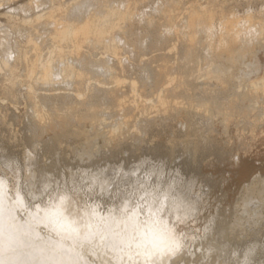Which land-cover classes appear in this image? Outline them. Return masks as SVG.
<instances>
[{
  "label": "bare ground",
  "instance_id": "1",
  "mask_svg": "<svg viewBox=\"0 0 264 264\" xmlns=\"http://www.w3.org/2000/svg\"><path fill=\"white\" fill-rule=\"evenodd\" d=\"M252 156L264 161V0H0V163L23 174L0 175V264L187 262L172 257L167 203L203 218L228 178L213 166L245 178ZM118 171L168 187L106 212L67 191L34 204L43 183L106 194ZM244 191L242 215L213 230L247 252L264 233V173Z\"/></svg>",
  "mask_w": 264,
  "mask_h": 264
},
{
  "label": "rangeland",
  "instance_id": "2",
  "mask_svg": "<svg viewBox=\"0 0 264 264\" xmlns=\"http://www.w3.org/2000/svg\"><path fill=\"white\" fill-rule=\"evenodd\" d=\"M239 168L245 170V178H234L231 174L233 173V168L226 167L225 163L224 165L218 163L213 166L212 172L216 173L217 176L226 175L228 177L227 180H230H226L221 186L217 185L209 194L207 202L209 211L203 215V218H197L194 215L175 217L171 204L167 203L166 207L169 211L170 223L174 226L176 235L182 242L180 249L172 257L182 249L183 253H186L188 257L187 262H182V264H264V233H260L262 235L259 237L257 247H251L246 252L240 249L239 251L236 246H230V242L226 240L227 235L225 233H214L213 230L216 227L218 217L225 220V223H231L242 215L241 205L246 204V201L251 197V191H244V186L257 174L264 173V161H256V158L252 156L251 158H245ZM0 171L2 172H0V175L6 178L8 182L10 181L9 184L11 186L18 181L17 177L23 180L20 168L15 169L13 167L11 169L9 167L7 169L4 164L0 163ZM144 176L145 174H141L138 179ZM109 182V191L106 194H103L98 186L87 178L80 179L64 187L60 184V186L50 188V191L42 198L35 200L34 204L45 203L56 192L67 191L76 195L80 205L94 204L102 212H106L111 207L122 208V205L127 201L131 206L145 204L146 195L141 192L147 191L148 193L152 190L159 197L168 187L165 184L158 185L154 180L151 183L144 180L134 181L130 177L123 176L119 171L112 175ZM212 215L214 216L212 217ZM245 241L248 242L249 240ZM87 255L93 261H97V264L102 259L90 255V252ZM110 262L113 263L112 260ZM133 262L136 261L133 259Z\"/></svg>",
  "mask_w": 264,
  "mask_h": 264
},
{
  "label": "snow or ice",
  "instance_id": "3",
  "mask_svg": "<svg viewBox=\"0 0 264 264\" xmlns=\"http://www.w3.org/2000/svg\"><path fill=\"white\" fill-rule=\"evenodd\" d=\"M36 191L38 192H41V194L43 195L44 193H48L49 191V186L47 183H43V186L42 187H37L36 188ZM68 197L65 195V194H58V200H59V204L57 205V209H59L60 206H62L65 202V200L67 199ZM91 215L95 216L96 213L95 211L93 210L91 212ZM71 227V226H69ZM89 229L91 228V225H88ZM71 231L73 232H76L77 235H79V232H78V229L76 228H71ZM91 235H93L91 232L87 233L84 237L85 240H90V237ZM179 245L178 244H171V245H167L165 250L169 253H172L176 250V248H178ZM90 255H94V256H98V253L93 251L92 253H90ZM144 255L147 257V259L145 260V264H150V261H151V257L154 255V252L152 251H148V252H145ZM15 264H19V262H15ZM86 264H97V261H91V262H86ZM99 264H108L107 261H103L102 259L99 260Z\"/></svg>",
  "mask_w": 264,
  "mask_h": 264
}]
</instances>
